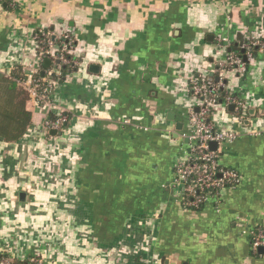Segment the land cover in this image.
<instances>
[{"label":"crops","instance_id":"obj_1","mask_svg":"<svg viewBox=\"0 0 264 264\" xmlns=\"http://www.w3.org/2000/svg\"><path fill=\"white\" fill-rule=\"evenodd\" d=\"M15 1L0 4V76L14 61L36 62L40 29L55 40L72 32L80 67L56 88L70 118L63 131L46 134L51 114L29 100L25 137L0 138V256L264 264L252 247L253 233L264 231V0ZM253 42L246 72L221 79L225 96L245 108L220 103L208 119L238 135L220 160L241 183L219 204L186 209L169 186L188 143L189 114L199 108L190 81H220L218 66L233 47Z\"/></svg>","mask_w":264,"mask_h":264},{"label":"built area","instance_id":"obj_2","mask_svg":"<svg viewBox=\"0 0 264 264\" xmlns=\"http://www.w3.org/2000/svg\"><path fill=\"white\" fill-rule=\"evenodd\" d=\"M54 33L47 30H38L33 37V55L35 63H23L14 61L8 74L13 70L21 69L23 79L20 81L27 90L30 100L38 107L47 108V111L55 117L46 121V134L49 132H61L70 122L69 116L56 103L55 93L62 76V67L72 66L77 70L80 67L77 54L76 38L70 31L60 33V44L55 43ZM257 43H249L244 49L257 46ZM71 57H70V56ZM244 59L234 52L228 55L218 66L219 82L208 80L207 76L193 77L190 81V91L200 103L198 110H192L189 114L191 131L184 136L188 140L183 158L176 165L174 179L170 183L176 197L187 208H200L213 202L219 204L222 200V192L236 188L241 183V177L233 169L221 165V148L233 143L238 135L228 130L215 128L209 117L215 115L220 104V91L224 88L221 81L224 73L236 70L244 73L247 70L246 61L251 54H243ZM46 60L57 61L58 64L49 71H43L42 63ZM3 70L0 69V73ZM57 77L54 81L52 78ZM225 105H236L245 108V104L238 102L236 98L225 96ZM243 115V114H241ZM217 144V149L211 148V144ZM253 250L264 249V231L259 230L252 236ZM29 264H44L36 257L28 259ZM0 264H12V258L7 255L0 256Z\"/></svg>","mask_w":264,"mask_h":264},{"label":"trees","instance_id":"obj_3","mask_svg":"<svg viewBox=\"0 0 264 264\" xmlns=\"http://www.w3.org/2000/svg\"><path fill=\"white\" fill-rule=\"evenodd\" d=\"M7 2L13 5H17L15 0H7ZM3 3L4 0H0V4ZM55 43L60 44V40H55ZM253 49L254 48L252 47L248 48V51H253ZM233 50L244 59L242 49H240L239 46L236 45L235 47H233ZM57 64V61L52 62L50 68H46L44 61L42 63V69L43 71H49ZM76 71L77 69L73 68L72 66L62 67L63 74L58 78L59 82L66 80L67 76L75 73ZM23 77L24 75L21 69L13 70L9 76H0V138L6 143H16L22 140L32 125V114L27 109V102L30 100V96L27 90L20 83ZM207 78L208 80L215 82V78L208 76ZM52 79L56 81L57 77H53ZM226 93L227 90L225 88L220 91V103L225 102L223 98H225ZM51 117L53 118L55 116L51 114ZM179 203V205L184 207L181 202ZM204 208H206V206L195 209H186H190L192 211H201ZM107 215H109L110 217L112 216L111 214ZM107 215H105V213L101 214V218L108 217ZM114 215L115 217H117L118 214ZM111 231L113 235L119 233L116 227ZM28 262V260L21 261L18 259H12V264H29Z\"/></svg>","mask_w":264,"mask_h":264},{"label":"water","instance_id":"obj_4","mask_svg":"<svg viewBox=\"0 0 264 264\" xmlns=\"http://www.w3.org/2000/svg\"><path fill=\"white\" fill-rule=\"evenodd\" d=\"M239 41H240V46H243V44H244L243 39H239ZM242 53L245 54V53H246V50H245V49H242ZM51 63H52V62H51L50 60H46V61H45V67H46V68H50ZM94 68H95V67H93L92 69L94 70ZM218 81H219V79H217V82H218ZM225 83H226V82H225ZM234 108H235V106L232 105L231 108H230V110L232 111ZM56 134H58V132H55V131L52 132V135H56ZM211 148L214 149V150H216V149H217V144L212 143V144H211ZM24 198H25V194H22V195H21V199H24ZM259 251H260L261 253H264V249H263V248H260Z\"/></svg>","mask_w":264,"mask_h":264}]
</instances>
